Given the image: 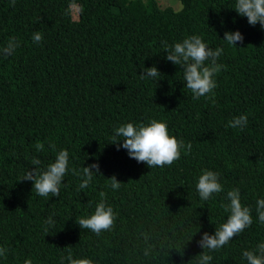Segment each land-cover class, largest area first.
Returning a JSON list of instances; mask_svg holds the SVG:
<instances>
[{
  "label": "trees",
  "instance_id": "obj_1",
  "mask_svg": "<svg viewBox=\"0 0 264 264\" xmlns=\"http://www.w3.org/2000/svg\"><path fill=\"white\" fill-rule=\"evenodd\" d=\"M178 1L176 11L160 0H0V47L13 37L19 44L0 57V247L7 250L0 264H69V253L93 264H198L199 241L227 221V193L237 188L253 223L205 250L210 264H247L243 252L264 243L256 212L264 199V27L233 10L237 0ZM236 31L243 43L227 44L224 33ZM193 35L224 49L217 86L199 99L183 68L165 58V44ZM154 65L162 76L142 80ZM241 115L245 127H227ZM153 119L192 145L171 166L150 168L114 144L118 127ZM62 150L69 170L60 196L41 197L22 180L34 158L43 172ZM93 163L102 175L80 189ZM205 170L219 173L223 188L207 201L196 189ZM102 192L117 218L97 235L76 220L94 214Z\"/></svg>",
  "mask_w": 264,
  "mask_h": 264
},
{
  "label": "clouds",
  "instance_id": "obj_2",
  "mask_svg": "<svg viewBox=\"0 0 264 264\" xmlns=\"http://www.w3.org/2000/svg\"><path fill=\"white\" fill-rule=\"evenodd\" d=\"M12 5L15 6V0H12ZM233 10L241 17H247L250 25L260 24L264 27V0H237ZM32 39L34 43H40L43 40V34L36 32ZM223 40L229 45L236 46L237 43H243L244 37L239 31L225 32ZM18 47L19 44L16 39L11 38L5 46L0 47V57L13 55ZM165 48L166 60L183 68L184 82H186V88L193 93V99L205 97L213 92L217 86L214 77L224 68V65L217 62L224 52L223 48H211L199 35L190 36L183 42L175 43L174 46L169 47L165 44ZM139 76L142 80H146L155 79L162 74L154 65L151 68H143V74ZM247 123L248 116L241 115L230 120L227 127L242 129ZM117 137L120 138L118 142L114 143L117 145V150L122 147L127 150L131 159H135L138 163H145L150 168L171 166L181 158L182 149H186L188 152L192 149L191 143L185 145L182 140L170 135L167 122L155 119L147 125L134 123L122 125L115 130L114 138ZM121 140H123L122 145L120 144ZM36 148L43 150V145L38 142ZM40 163L39 159L34 158L32 164L35 167L26 173L22 181H33V191L41 197H48L49 195L59 197L61 185L69 170V152L67 150L60 151L55 162L51 163L46 171L40 170L38 167ZM73 171L75 174V170ZM95 174L102 175L98 163L84 167L79 188H87ZM109 180L114 190L121 187L122 183L118 182L115 176ZM196 189L204 201L211 198L214 193L222 192L219 173L205 170L198 179ZM104 195L103 192L100 194L101 201L96 205L94 214L76 220L81 229H88L99 235L102 231H108L114 227L117 214L111 206L106 204L103 199ZM227 199L230 204L227 205L226 210L230 212V215L225 223L216 228L214 235L203 234L199 241V247L204 251L196 257L198 264H210L213 257L207 254L205 250L215 251L224 247L253 223L252 210L250 207L242 205L241 193L238 188L228 191ZM256 212L259 221L264 223V199L257 201ZM46 223L51 225L53 223L52 218L49 217ZM144 239L147 244L149 239L147 234H145ZM150 249L151 245L145 249V256L149 255ZM6 251L5 248L0 247V256H5ZM243 256L247 260V264H264V243L259 244L253 251H244ZM67 260L69 264H93L91 259H73L71 253L67 256ZM24 264H32V261L30 259L25 260Z\"/></svg>",
  "mask_w": 264,
  "mask_h": 264
},
{
  "label": "rangeland",
  "instance_id": "obj_3",
  "mask_svg": "<svg viewBox=\"0 0 264 264\" xmlns=\"http://www.w3.org/2000/svg\"><path fill=\"white\" fill-rule=\"evenodd\" d=\"M161 4L167 7H172L174 10L178 11L181 9L182 5L178 0H160ZM72 16L75 20L78 19V8L77 6L72 7Z\"/></svg>",
  "mask_w": 264,
  "mask_h": 264
}]
</instances>
